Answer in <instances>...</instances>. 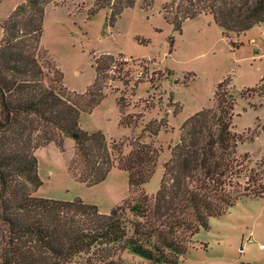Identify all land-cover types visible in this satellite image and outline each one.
<instances>
[{"label":"trees","instance_id":"1","mask_svg":"<svg viewBox=\"0 0 264 264\" xmlns=\"http://www.w3.org/2000/svg\"><path fill=\"white\" fill-rule=\"evenodd\" d=\"M137 1L96 0V5L117 17ZM29 3V11L17 9L5 21L0 39V264H119L114 257L123 251L152 264H178L196 234L209 229L210 219L223 216L240 199L264 198V169H249L250 156L238 154L241 138L232 126L236 101L228 89L222 90L225 81L218 85L216 106L181 126L179 141L163 164L158 192L141 194L131 208L139 220L127 222L122 207L104 214L81 199L36 196L43 182L34 152L59 138L75 144L69 170L77 182L99 185L117 163L133 191L151 180L162 149L135 142L124 154L122 145L109 143L102 131L82 129V114L104 100L101 80L115 58L97 59L93 85L70 98L48 83L39 55L45 8L36 0ZM164 10L166 21L180 32L186 20L199 15L187 9L172 18ZM212 14L226 36L244 34L264 24V0ZM256 90L264 94V84ZM147 131L157 136L160 129Z\"/></svg>","mask_w":264,"mask_h":264},{"label":"rangeland","instance_id":"2","mask_svg":"<svg viewBox=\"0 0 264 264\" xmlns=\"http://www.w3.org/2000/svg\"><path fill=\"white\" fill-rule=\"evenodd\" d=\"M36 1L45 8L39 55L50 85L78 98L95 81L96 60L103 55L115 58L101 80L104 100L82 114V129L102 131L109 143L122 145L124 154L135 142L162 149L151 180L133 191L117 163L99 185L77 182L69 170L75 144L59 138L34 152L43 182L36 196L81 199L104 214L122 207L127 222L139 220L132 206L141 194L158 192L163 164L179 141L181 126L197 112L216 106L215 94L223 81L222 90L228 89L236 101L232 126L241 138L238 154L250 156L249 169H264V94L252 91L264 84V24L244 34L228 32L227 37L212 14L258 0H192L193 6L187 0H138L117 17L112 10L98 9L96 0ZM29 5V0L1 2L0 39L5 21L17 9L29 11ZM164 7L172 18L182 17L187 9L199 15L186 20L180 32L164 18ZM157 127V136L147 131ZM250 237L255 242L241 252ZM261 245L264 198H243L223 216L210 219L209 229L196 234L178 264H264ZM114 259L119 264H152L129 251Z\"/></svg>","mask_w":264,"mask_h":264},{"label":"built area","instance_id":"3","mask_svg":"<svg viewBox=\"0 0 264 264\" xmlns=\"http://www.w3.org/2000/svg\"><path fill=\"white\" fill-rule=\"evenodd\" d=\"M252 43H255V40H252ZM255 241L252 237L246 240V242L243 244L241 252H244L246 250V247L250 244H253ZM261 248H264L263 245H261Z\"/></svg>","mask_w":264,"mask_h":264}]
</instances>
